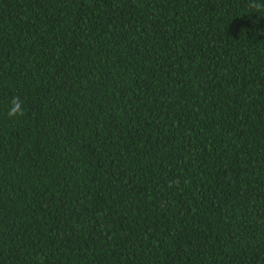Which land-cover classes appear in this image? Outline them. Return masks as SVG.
<instances>
[{
	"label": "trees",
	"instance_id": "obj_1",
	"mask_svg": "<svg viewBox=\"0 0 264 264\" xmlns=\"http://www.w3.org/2000/svg\"><path fill=\"white\" fill-rule=\"evenodd\" d=\"M0 264H264V0H0Z\"/></svg>",
	"mask_w": 264,
	"mask_h": 264
},
{
	"label": "clouds",
	"instance_id": "obj_2",
	"mask_svg": "<svg viewBox=\"0 0 264 264\" xmlns=\"http://www.w3.org/2000/svg\"><path fill=\"white\" fill-rule=\"evenodd\" d=\"M255 6V5H253ZM18 115H23V107L18 97L13 98L11 101V106L8 110L9 117H17Z\"/></svg>",
	"mask_w": 264,
	"mask_h": 264
}]
</instances>
